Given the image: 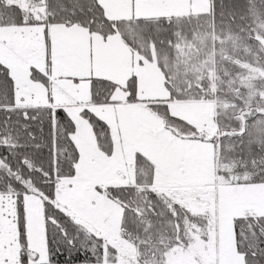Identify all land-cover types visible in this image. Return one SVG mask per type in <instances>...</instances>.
Listing matches in <instances>:
<instances>
[{"label": "snow or ice", "instance_id": "6c2138e0", "mask_svg": "<svg viewBox=\"0 0 264 264\" xmlns=\"http://www.w3.org/2000/svg\"><path fill=\"white\" fill-rule=\"evenodd\" d=\"M186 27L201 38L210 31L222 44H242L250 54L255 43L257 63L264 59V0H0V264H131L119 243L126 239L139 254L137 264H164L160 249L178 248L179 236L163 245L170 222L164 212L154 219L146 190L100 180L106 165L97 152L99 133L118 141L120 129L79 108L81 102L62 90L55 106L44 81L53 64L72 68L81 62L85 39L89 60L95 56L111 67V42L118 36L129 51L136 45L138 55L148 46L158 53L156 68L167 87L187 75L181 62L170 63L166 51L179 38L189 39ZM96 39L101 47L93 52ZM41 56L47 75L38 71ZM256 71L264 74V67ZM76 79L104 86L91 68ZM237 80L233 91L244 100L238 111L213 108L211 120H200L197 109L205 99L178 96V102L192 110L186 122L215 141L214 152L232 158L234 187L264 198V105L252 106L253 98L264 96V80L252 73L238 74ZM136 83L135 76L128 82L133 98ZM114 188L124 195L112 193ZM111 205L122 210L118 229ZM127 212L134 240L124 227ZM222 264H264V212L231 217Z\"/></svg>", "mask_w": 264, "mask_h": 264}, {"label": "rangeland", "instance_id": "374dc122", "mask_svg": "<svg viewBox=\"0 0 264 264\" xmlns=\"http://www.w3.org/2000/svg\"><path fill=\"white\" fill-rule=\"evenodd\" d=\"M212 39L214 40V37ZM187 46L190 47V43ZM203 46L202 60L205 61L207 53L204 52ZM100 47L99 39L94 40L92 51L95 52ZM82 50V60L76 67L68 68L53 64L48 69L51 75L44 83L49 84L47 94L56 97L55 104L61 99L59 90H62L82 102L80 104H84L78 105L79 108H89L98 118L110 124L113 130L117 127L120 129L121 135L118 141H114L109 135L106 142L102 141V144L105 142L103 150L97 149L100 159L106 165L100 180L104 184H136L138 188L158 195H167L172 201L181 202L195 214L210 212L206 217H215V229L210 231L211 236L208 241L194 235L196 243L192 245L191 250L199 256L201 264H207L213 258L219 261L220 256L223 261V253H227L229 244L231 217L241 215L247 205L255 212H264V198L243 193L234 185L229 186L232 184L233 176L229 181L224 175L221 176L218 165L219 151L214 152L212 148L214 143L200 139H186L176 134L180 126L172 117L180 113V116L187 120L192 110L187 107L171 106L166 102H152L167 97L162 89L161 75L155 63L151 62L147 65L140 63L136 52L129 51L118 36L111 42L114 55L111 67H104L95 56L91 61L89 60L87 39L83 42ZM178 52L172 62L179 61L183 66L186 65L184 61H180L183 57V47H179ZM226 52L218 51L215 47L211 50L212 69L208 75L211 78V90L202 94V99H205L206 103L213 102L207 103L213 104L210 105L211 108L215 107L216 63L217 66L219 65V71L222 69L221 58H217L220 53H225L222 57L228 56V51ZM37 67L40 73L47 75L42 56ZM90 68L93 76L103 78L104 86H99L98 93H102V101L105 104L99 102V106L97 103L91 104L94 103L93 84L76 79L78 76H88ZM133 76L137 78L136 98H133L128 90V82ZM38 88L39 95L43 99L46 95L43 84ZM174 103L181 105L180 102ZM197 112L200 120H210V108L202 107L197 109ZM89 138L92 147L96 149V140L92 138L90 131ZM139 160L142 162L140 165L137 164ZM173 173L180 177L174 179L180 184H172ZM121 176L123 179L120 178ZM180 185H184L185 188ZM197 189L202 191V196H197L199 193ZM111 207L115 210L114 229H118L122 210L117 209L115 205ZM122 244L125 245V242L122 241ZM180 249L183 248L178 246L167 252L164 257L165 264H169V261L171 264H198L191 252Z\"/></svg>", "mask_w": 264, "mask_h": 264}, {"label": "trees", "instance_id": "16d2710c", "mask_svg": "<svg viewBox=\"0 0 264 264\" xmlns=\"http://www.w3.org/2000/svg\"><path fill=\"white\" fill-rule=\"evenodd\" d=\"M185 34L189 37L188 40H184L183 38H179V43H173L171 47L166 48V51L169 56L170 63L174 60V55H177L179 52V47H183V57L180 59V61H184L186 65H184V68L186 69L187 75L182 77L180 80H174L167 84V87H165L164 83V77L161 76V85L163 91L167 94L166 98H161L160 100H152V102L156 103H162L166 102L171 106L175 107H185L183 104H175L174 102H178V96L179 100L183 101L187 97H196L197 99H202V94L204 92H210V86L211 81L210 77L208 75L211 72L212 65H211V50L213 47H215L218 51H222L227 53L228 56L222 57L225 53H220L218 55L221 58V67L222 69L219 71V65L217 66L216 63V76L214 80L215 90V110L219 111L221 113L227 111L229 113H232L234 111H238V108L241 104L244 103L243 99H238L236 92L233 91V88L236 87V85L239 83L237 80V75H249L250 73L258 76L260 80H264V74L260 73L259 71H256V69L260 67H264V59H261L259 63L256 61L255 53L260 47L259 45L253 43L251 45L252 53L250 54L248 51L244 49V46L242 44H233V43H221L219 38L212 39L213 35L210 31L207 32V34L201 38L197 36L194 33L190 32L189 28H185ZM175 40V38H174ZM190 43V47L187 46V44ZM202 45L204 52L207 53L206 60H202ZM136 45H132L133 51L136 52ZM153 53V55H152ZM190 54V55H189ZM158 53L154 52L150 46L140 49L139 55L137 54L136 57L139 59V62L143 65H147L149 63V60L156 64V58ZM216 60V56H215ZM244 65H250V67H244ZM148 68V66H147ZM157 69V68H156ZM226 69V71H224ZM149 70V68H148ZM159 72V69H157ZM160 74V72H159ZM130 80V79H129ZM235 81V83H233ZM93 84V102L91 104L99 103L105 104L102 101L101 94L97 95L98 88L101 86L100 81H96ZM261 89H264V84L260 85ZM171 94V101H169L168 97ZM241 97H247L246 90H242L240 93ZM165 96V95H164ZM204 96V95H203ZM207 98V97H204ZM111 103V102H110ZM236 105V108L234 109L232 105ZM84 105V104H79ZM209 105V106H206ZM210 105L213 104H207L203 106L204 108H210V120L213 115V107L211 108ZM257 105H264V96H261L259 99L253 98L252 100V106L256 107ZM180 109V108H178ZM174 116L180 117V120H175V122H178L180 129L176 130V134L179 136L186 138V139H200L207 142L215 143L214 140H211L209 137L204 136L199 128L193 129L186 121L185 118H182L180 116V113L174 114ZM222 127L224 126L223 121ZM196 133H199L197 135ZM189 134V135H188ZM100 141H99V149L103 150V146L105 145V142L107 140V137L104 133L100 132ZM105 141L102 144V141ZM101 146V147H100ZM100 150V151H101ZM142 162L139 160L137 163L140 165ZM237 163H240V161L237 160ZM218 165L220 167V174L221 176L224 175L225 178L229 181L230 177L234 175L233 171V164H232V158L228 157L226 158L224 155H222L220 152L218 154ZM223 167V168H222ZM223 177V176H222ZM234 181L232 180V185H234ZM146 190V189H143ZM112 193H118L121 196L124 195V192L120 189L114 188L111 190ZM226 192V189H225ZM155 193V192H154ZM111 194V193H110ZM152 201V204L155 208L156 216L154 219H158V214L161 212L165 213L164 219L165 221H169V227L167 228V231L165 233V239L162 242L164 246H167V244L171 240H176V237L179 236L180 239L176 240V243L179 247L184 249V245L187 244V248L185 249L188 252H191L194 259H197L198 264H201L199 260V256L194 252V250H191L192 245L196 243L195 236H198L202 238L204 241H208L209 237L211 236L209 227H211V231H214L215 229V217L213 218H207L204 213L202 214H195L191 212L190 208H187L182 204L181 202L172 201L170 197L167 195H158L155 193L153 196L152 191H147L145 193ZM228 195V194H227ZM245 208V207H244ZM245 211H249V214L251 212H255L252 208H250L248 205L245 209H243V213ZM242 213V214H243ZM258 213V212H257ZM170 214V215H169ZM241 214V215H242ZM131 217V212L124 213V227L127 229V231L132 233V237L128 239H135L136 231L132 228V226L128 223L129 218ZM213 220V221H209ZM212 222V223H210ZM210 224V225H209ZM195 235V236H194ZM194 236V237H193ZM122 241L125 242V245L122 244ZM119 243L122 245V248L125 250L126 255V262L130 261L131 264H137V257L138 253L135 247L132 246L131 243H128V240H121ZM170 249L169 251H171ZM161 252H163V257H165V254L167 252L163 251V247L160 249ZM224 254V260L227 259V253ZM217 257V255H216ZM202 260V259H201ZM223 260V261H224ZM165 264V262H164ZM207 264H222L221 256L218 259H212Z\"/></svg>", "mask_w": 264, "mask_h": 264}, {"label": "crops", "instance_id": "0c3cea01", "mask_svg": "<svg viewBox=\"0 0 264 264\" xmlns=\"http://www.w3.org/2000/svg\"><path fill=\"white\" fill-rule=\"evenodd\" d=\"M82 103V102H81ZM55 105H57V106H60V104H59V102L58 103H56ZM180 177L177 175V174H175V173H173L172 174V179H173V183L172 184H175V185H177V184H180V182L178 181H174V179H179ZM184 178V177H183ZM171 184V185H172ZM180 186H182L183 187V189L185 188L184 187V185H180ZM175 188H176V186L175 187H173V190H175ZM197 190H199V193H198V195L197 196H202V191L200 190V189H197ZM194 198H195V196H194ZM201 201V200H200ZM204 213H205V211H204ZM202 214V213H201ZM213 218V217H212Z\"/></svg>", "mask_w": 264, "mask_h": 264}, {"label": "built area", "instance_id": "2783aa9c", "mask_svg": "<svg viewBox=\"0 0 264 264\" xmlns=\"http://www.w3.org/2000/svg\"><path fill=\"white\" fill-rule=\"evenodd\" d=\"M210 214V212H208V211H205V213H204V215L205 216H207V215H209ZM213 216H214V214H212ZM208 217V216H207Z\"/></svg>", "mask_w": 264, "mask_h": 264}, {"label": "flooded vegetation", "instance_id": "af4514ba", "mask_svg": "<svg viewBox=\"0 0 264 264\" xmlns=\"http://www.w3.org/2000/svg\"><path fill=\"white\" fill-rule=\"evenodd\" d=\"M147 70H148V68H147ZM149 72V71H148ZM102 191H105V190H102ZM148 191V190H147Z\"/></svg>", "mask_w": 264, "mask_h": 264}]
</instances>
